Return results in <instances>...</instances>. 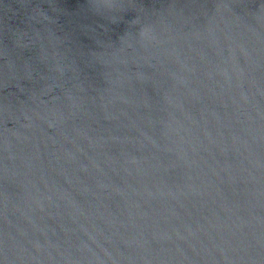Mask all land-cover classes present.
<instances>
[{"label":"water","instance_id":"water-1","mask_svg":"<svg viewBox=\"0 0 264 264\" xmlns=\"http://www.w3.org/2000/svg\"><path fill=\"white\" fill-rule=\"evenodd\" d=\"M0 264H264V0H0Z\"/></svg>","mask_w":264,"mask_h":264}]
</instances>
